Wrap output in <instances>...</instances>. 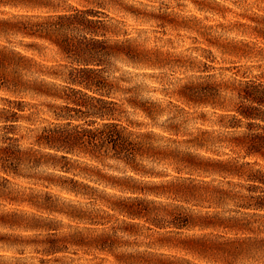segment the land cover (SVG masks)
<instances>
[{
    "label": "rangeland",
    "instance_id": "rangeland-1",
    "mask_svg": "<svg viewBox=\"0 0 264 264\" xmlns=\"http://www.w3.org/2000/svg\"><path fill=\"white\" fill-rule=\"evenodd\" d=\"M49 1L60 7L59 12L80 9L87 12L89 19L101 22L98 26L100 27L98 39L105 41L111 49L101 54L104 63L100 69L103 70L102 75L115 83L116 88L111 97L119 104L125 103L131 97H138L142 102L147 101V104L159 114L151 118L141 108L135 109L126 105V113L122 114L120 123L123 125L132 123L129 130H132L133 134L155 135L154 146L167 145L168 138H171L161 126L178 124L182 132L173 139L185 142L177 144L179 150L204 158L223 160L225 164L237 163L241 166L242 175L187 169L180 172L176 169L179 165L175 162L171 160L159 162L155 158H146L142 152L141 168L145 167L160 173L159 177L136 173L122 161L109 162L117 169L95 164L99 169L101 168V173L133 177L135 180L132 183L136 189H141L144 183L148 185L164 183L176 177H192L197 181H207L211 186L225 190L224 196L211 194L207 198H218L210 201L193 200L188 203V199L194 194H185L180 201L175 199V195L168 193L158 198L147 193L144 195L157 203L170 205L178 203L181 210L207 214L214 221L220 218L225 220L237 218L248 220L257 231L262 228L264 210L256 209L254 206V208H246L245 205L250 200L248 197L264 196V182H262L264 156L259 153L249 154L255 149L264 153V104L258 102V99L264 101V0ZM29 13L45 15L57 12L34 10ZM67 33L71 38L80 39L81 43L87 45L92 43L90 39L94 36L84 30H71ZM116 44L119 46L112 48ZM3 45L16 49L39 65H44V75L32 72L28 77L31 78L33 74L34 78L39 77L38 82L41 79L45 80L49 84L50 91L60 97H73L72 89L84 88L69 84L65 89L64 86L68 82L50 75L52 72L65 75L81 65L76 62L75 57L66 55L51 41L7 35L0 36V50ZM6 87L0 88V117L5 118L10 115L7 109L12 106L11 101H24L26 106L24 105L25 110L19 113V121L11 125L0 121V150L10 145L16 150L31 148L44 155L46 150L35 143V137L42 128H53L55 126L52 123H63V118L59 119L57 115L66 113V110L61 112L65 105L73 106L74 110L69 111L71 115L82 114L78 113L80 109L72 102L79 99L80 95L67 100L33 93L14 94ZM82 91L92 93L85 89ZM83 109L86 111L85 107ZM247 111L254 116L246 118L243 113ZM88 119L75 122L83 124ZM232 123L237 126L230 127ZM6 126L8 127L5 128ZM204 131L209 134L206 135L208 144L205 148L200 149L188 143L191 138ZM158 136L163 139L160 140ZM138 139L142 140L141 137ZM235 139L245 141V144L238 145L236 144L238 140ZM21 156L24 159L25 153ZM80 162L73 163L79 170L84 167L82 164L84 160ZM19 173L24 176L31 174L33 178L7 175L2 171L0 162V176L9 179L7 186L10 192L14 196L21 195L28 199L25 203H10L0 199V264H17L18 258H22L23 261L28 259V262H38L45 257L42 254L44 248L42 246L35 248L32 244L36 234H44V232L24 228L27 223L35 224L36 218L40 219L43 216L57 220L58 225L62 227L59 231L76 227L84 228L91 224L87 219L73 220L65 214L34 205L43 204L46 195L56 202L59 209L68 210L69 206L73 205L81 207L84 211L105 208L111 216L104 220L105 225L101 227L108 228L114 223L122 224L123 220L129 221L125 216L107 209L103 204L89 198L69 195L59 187L48 184L46 179L58 180L61 172L46 166L32 169L26 164L20 168ZM249 175H258L262 180L254 182L249 179ZM70 176L73 174L71 173ZM76 178L99 190H106V193L101 195L108 198L113 194L122 197L142 195L117 190L109 191L104 184L98 185L82 175H77ZM5 214H14L15 225L18 222L24 226L11 227L1 224L3 217L6 218L2 216ZM152 217L155 216L151 215L150 220L153 219ZM136 221L141 228L140 234L136 237L124 235V239H121L122 244L117 250L119 256L121 254L124 256V259L121 258L122 263L116 254L97 251L93 253L92 263L141 264V254L153 258L156 255L166 254L176 259L189 260L191 264H208L188 250H184L183 245H189L184 238L194 236V238L211 240L217 235L225 237L248 235L243 232L238 235L236 231L216 226L204 231L199 228L184 229L180 238L179 235H168L166 231L170 229L155 228L152 222L141 219ZM17 235L21 238H17ZM165 236H170L171 241L162 240ZM262 236L264 237V234ZM223 241L224 239H220L217 242ZM257 255L253 253V259H242L240 263L263 264L264 262L256 260Z\"/></svg>",
    "mask_w": 264,
    "mask_h": 264
},
{
    "label": "trees",
    "instance_id": "trees-1",
    "mask_svg": "<svg viewBox=\"0 0 264 264\" xmlns=\"http://www.w3.org/2000/svg\"><path fill=\"white\" fill-rule=\"evenodd\" d=\"M59 8L58 5H54L49 0H0V36L17 35L25 38H39L56 44L63 53L70 57H75L76 62L81 65L73 68L65 75L59 72H52L50 75L55 78H62L68 82L64 86L65 89L69 87V84H72L82 86L84 87L83 89L92 93L83 92V89H72L74 98L81 96L72 102L80 109L78 113L82 114L71 115L69 111L74 110L73 106L65 105L62 107L61 112L63 113L66 110V113L57 115L59 119L63 118L62 121L64 122L52 123L55 126L53 128L43 127L41 132L36 135L35 143L46 150L44 155L31 148L21 151L16 150L10 145L0 150L2 171L7 175L14 174L33 178L31 174L26 176L20 174V168L26 164L32 169L41 166L49 167L61 172V175L58 176V180L46 179L48 184L59 187L69 195L89 198L92 201L103 204L107 209L125 216L129 221L123 220L122 224L114 223L112 227L108 228L101 227V225H105L103 223L105 222L104 220L111 216L105 208L84 211L81 210V207L73 205L69 206L68 210L59 209L56 202L46 195V200L43 201V204H34L33 202L32 204L42 209L65 214L73 220L87 219L91 224L84 228L76 227L59 231L62 227L58 225L55 219L51 220L41 216L40 219H35V224L27 223L24 226L18 222L15 225L16 216L14 214L2 215L6 216V218L3 217L1 224L11 227L14 225L24 226L25 230H40L44 232V234H36L37 236L32 240V244L35 248L42 246L44 248L42 254L45 257L38 262H28V259L23 261L22 258H18L17 264H94L92 263L94 260L93 253L96 251L116 254L122 263L124 256L122 254L119 256L117 250L122 244L121 239H124V235L136 237L140 234L139 229L141 228L136 221L137 219L152 222L151 224L160 230L170 229L166 231L168 235H179L180 238L184 229L193 230L199 228L204 231L218 226L236 231L238 235L243 232L248 235L240 237L217 235L215 239L211 240L200 237L194 238V236L184 238L189 245H183V248L208 264H242L240 260L253 259V253L258 254L257 261L264 262V237L262 236L264 234V223L261 224L263 227H259L260 229L257 231L253 229L254 227L248 220L237 218L225 220L220 218L218 222L211 219L207 214L194 213L191 210L183 211L178 206V203L175 205L164 204L163 202L157 203L155 200L145 197V193L156 198L163 197L168 193L175 195V199L180 201L185 194H194L188 199L189 203L193 200L210 201L211 199H217L218 197L207 198V196H211V194L219 197L220 195L224 196L225 190L211 186L209 182L204 180L197 181L192 177H176L171 181L164 183L159 181L160 183H152L150 185L144 183L141 185V189H136L132 183L135 180L133 177H119L101 173V168L99 169L96 165L117 169L109 162L122 161L136 173L141 172L143 175L159 177L160 173L145 167L141 168L142 152V155H145L146 158H155L159 162L165 160L175 162L179 165L176 169L180 172L183 169H187L190 171L226 172L232 175H242L241 166L237 163L225 164L223 160L204 158L197 154L179 150L177 144L184 141L180 142L173 139L174 136H178L182 132L181 126L178 124L173 125L172 123L171 125L161 126L162 130L168 132L171 138H168L167 145L154 146L155 135L152 133H143L140 136L133 134L132 130H129L132 123H129L130 125L120 123L122 114L126 113V105L135 109L141 108L151 118L159 114L158 111L156 113L153 107L147 104V101L142 102L138 97H131L122 104H119L111 97L112 92L116 88L115 83L110 82L108 77L102 75L103 70L100 69L104 63L100 57L101 54L111 49L105 41L98 39L100 32V27L98 26L101 22L89 19L86 15L87 12L83 10L76 9L62 13L59 12ZM34 10H48L57 13L45 15L29 13ZM71 30H84L86 33L94 34L90 39L92 43L87 45L81 43L82 40L80 39L71 38L67 33ZM3 46L0 50V88L7 86L6 88L13 91L14 94L33 93L67 100L73 98L60 97L57 93L50 91L49 84L45 80L41 79L38 82L37 78L39 77L34 78L32 76L35 73L44 75V65L37 64L32 58L17 52L14 48H9L7 45ZM116 46H119V44L112 46V48ZM32 72L33 74L29 78L28 74ZM258 102L264 104V101L260 99H258ZM10 104L12 106L7 109L10 115L5 118L0 117V121L9 123V125L19 121V113L24 111V105L26 106L24 101L14 100ZM84 107L86 111H84ZM243 114L246 118L254 116L250 111ZM89 117L90 119H88ZM86 119L88 121H84L83 124L88 123L87 125L76 123ZM98 120L101 122H98ZM236 126L235 123L230 125V127ZM206 135H209L208 132H200L191 138L188 143L200 149L205 148L208 144ZM140 137L142 140L138 139ZM158 137H160V140L163 139L161 136ZM236 144L243 146L245 141L238 140ZM23 153H25L24 159L21 156ZM254 153L264 156V153L259 149H255L249 154ZM81 160H84L82 162L84 167L79 170L73 163H79ZM76 170H79V172ZM71 173L73 176H70ZM77 175L89 178L91 182L98 185L104 184L109 191L114 190L116 192L117 190L131 192L135 195L141 193L142 195L141 197L139 195L122 197L113 194L108 198L101 195L106 193V190H99L91 184L80 181L76 178ZM249 179L254 182L262 180L258 175H249ZM8 182L9 179L7 177L0 176V199L10 203L27 202L28 199L25 197L21 195L14 196L10 192L7 186ZM248 198L250 200L245 205L246 208L255 207L256 209L264 210V196ZM45 204H47L46 207H44ZM151 215L155 216L152 217V220H150ZM148 229L152 230L151 228ZM16 237L21 238L18 235ZM171 239L170 236H165L162 240L171 241ZM220 239H224V241L217 242ZM185 262L191 264L189 260L176 259L166 254L156 255L154 258L153 256L141 254V264H183Z\"/></svg>",
    "mask_w": 264,
    "mask_h": 264
}]
</instances>
